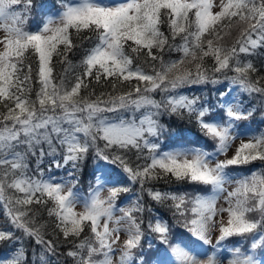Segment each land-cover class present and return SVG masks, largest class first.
Here are the masks:
<instances>
[{"label":"snow or ice","instance_id":"snow-or-ice-1","mask_svg":"<svg viewBox=\"0 0 264 264\" xmlns=\"http://www.w3.org/2000/svg\"><path fill=\"white\" fill-rule=\"evenodd\" d=\"M258 49L264 0H0V264H264Z\"/></svg>","mask_w":264,"mask_h":264},{"label":"trees","instance_id":"trees-1","mask_svg":"<svg viewBox=\"0 0 264 264\" xmlns=\"http://www.w3.org/2000/svg\"><path fill=\"white\" fill-rule=\"evenodd\" d=\"M37 20L39 19L38 17L36 18ZM33 23L32 21H30V24ZM86 43V42H85ZM173 58H175V54H173ZM250 59H252L253 63L257 66V67H264V49H258L256 54L252 57H250ZM69 60L71 61V66H67V65H61L60 63L56 62V60L54 59V63H55V72L56 73H62L65 67L69 68V72H77L79 71V69L75 66H77L79 64V60H80V56L78 53H73L69 55ZM211 87V86H208ZM99 87H97V91H99ZM205 92H207V89H205ZM199 94V93H197ZM165 120H167V118H164ZM261 117L259 114H257L255 116V119H253L251 121V127L255 128V129H264V123H261ZM248 123V122H245ZM174 128H177L178 130L181 129L182 127L186 128V127H191V126H186V125H181V122L179 121H175V123L173 124ZM187 139L188 140H193L195 139V135L193 134H188L187 135ZM207 150H212L211 147H209ZM260 163L259 162H255V167H260ZM255 167L253 165H248V166H242L240 169L237 170L236 174L237 175H247L249 174L247 172V169L251 168L253 170H255ZM63 174V173H61ZM88 183H89V177H88V169L85 170V173L82 177V181H81V187L84 191H87V187H88ZM163 186V185H161ZM173 187H175V185H173ZM190 190V189H189ZM41 212L43 213V215L46 217V212H43V209H41ZM3 213L4 210L2 207H0V222H2L3 220ZM53 264H55V260H53ZM60 264H64V258L61 256L60 257Z\"/></svg>","mask_w":264,"mask_h":264},{"label":"rangeland","instance_id":"rangeland-1","mask_svg":"<svg viewBox=\"0 0 264 264\" xmlns=\"http://www.w3.org/2000/svg\"><path fill=\"white\" fill-rule=\"evenodd\" d=\"M157 98H159V97H157ZM255 129V128H254ZM240 143V141L239 140H237L235 143H234V145H233V150H234V148L236 147V146H238V144ZM229 154H231V150H230V153ZM221 158H223V157H221ZM228 188H229V190H231V188L232 187H234V185H232V186H227ZM220 203H223L222 201H220Z\"/></svg>","mask_w":264,"mask_h":264}]
</instances>
